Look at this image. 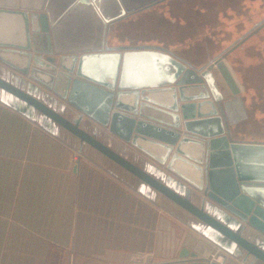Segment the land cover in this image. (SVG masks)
Masks as SVG:
<instances>
[{
	"label": "water",
	"instance_id": "95a60500",
	"mask_svg": "<svg viewBox=\"0 0 264 264\" xmlns=\"http://www.w3.org/2000/svg\"><path fill=\"white\" fill-rule=\"evenodd\" d=\"M163 1L0 0V99L239 264H264V143L234 141L229 105L241 92L224 63L264 20L202 68L158 46H109L120 15ZM95 19L101 38L88 45Z\"/></svg>",
	"mask_w": 264,
	"mask_h": 264
},
{
	"label": "crops",
	"instance_id": "0c3cea01",
	"mask_svg": "<svg viewBox=\"0 0 264 264\" xmlns=\"http://www.w3.org/2000/svg\"><path fill=\"white\" fill-rule=\"evenodd\" d=\"M160 4L120 15L109 46H158L170 52L186 47L183 60L202 68L264 20V0ZM102 25L92 22L88 45L100 40ZM181 33L182 42L175 39ZM161 36L170 37L165 42ZM227 60L241 92L229 105L233 139L264 143V29ZM223 93L231 96L226 87ZM19 109L0 99V264H207L217 253L235 260L218 246L220 240L135 190V181L121 177L124 182L82 155L74 166L73 144ZM185 249L198 260L181 258ZM177 250L178 262L173 261ZM168 252L169 260L161 261V253Z\"/></svg>",
	"mask_w": 264,
	"mask_h": 264
},
{
	"label": "rangeland",
	"instance_id": "374dc122",
	"mask_svg": "<svg viewBox=\"0 0 264 264\" xmlns=\"http://www.w3.org/2000/svg\"><path fill=\"white\" fill-rule=\"evenodd\" d=\"M165 4V5H164ZM164 4H160L159 5V8H158V10H160L162 7H164V6H167V4L166 3H164ZM146 33V32H145ZM145 33H144V35H145ZM149 33H151V32H149ZM179 35V34H178ZM130 36V35H129ZM151 36H153V35H151ZM155 37H159V35H156ZM162 37V36H161ZM168 37H170V36H167L166 37V39L168 38ZM198 37H199V35H198ZM151 38V37H150ZM166 39H165V37H162V40H165V42H166ZM175 39H177V41H183V35H182V33L179 35V36H176V38ZM177 46V45H176ZM179 46H181V45H179ZM178 46V47H179ZM173 47V46H172ZM174 48V47H173ZM184 48H186V47H182V48H178V50L179 51H177L175 48H174V51H171L173 54H175V55H177V56H179L181 59H183V56H184V53H183V51H184ZM228 48V47H227ZM181 49V50H180ZM220 49V48H219ZM220 50H222V49H220ZM226 50H228V49H226ZM218 53V52H217ZM223 53V52H222ZM221 53V54H222ZM220 54V53H219ZM199 57H204V55H198ZM219 55H216V57L215 58H217ZM204 63V62H203ZM224 63L226 64V66H227V68L229 69V71H230V73L232 74V71H231V61H228L227 60V58L224 60ZM232 76H233V74H232ZM233 78H234V80H235V82H236V79H235V77L233 76ZM219 85H220V87L221 88H223V90H224V84L221 82V80H220V83H219ZM255 133H257L258 131H254ZM80 155L77 153V156L76 157H74L75 159L77 158L78 160H79V163L78 164H75L76 165V167H78L79 165H80V163L82 162V160L83 159H81V156L79 157ZM74 165V164H73ZM74 165V166H75ZM160 209H162V208H160ZM163 210V209H162ZM183 219V218H182ZM221 245H222V242L220 241L219 242ZM161 250H162V247H161ZM172 252V251H171ZM171 252H168V253H164V256H163V253H161V261H167V260H165V258L166 259H168V256L170 255V254H172ZM17 255H19V254H17ZM179 256V251L177 250L176 251V253H175V257H174V259L175 260H173V261H176V262H178V261H180V258L178 257ZM17 257H19V256H17ZM169 260V259H168ZM231 261H235V260H232V259H228V262H231ZM238 263V262H237Z\"/></svg>",
	"mask_w": 264,
	"mask_h": 264
},
{
	"label": "built area",
	"instance_id": "2783aa9c",
	"mask_svg": "<svg viewBox=\"0 0 264 264\" xmlns=\"http://www.w3.org/2000/svg\"><path fill=\"white\" fill-rule=\"evenodd\" d=\"M79 160L76 158L73 159V164H78ZM76 166V165H75ZM207 264H227L228 263V257L224 254H214L211 255L209 258L206 259Z\"/></svg>",
	"mask_w": 264,
	"mask_h": 264
}]
</instances>
